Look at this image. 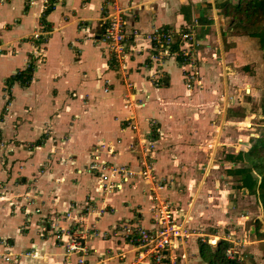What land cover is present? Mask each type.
Listing matches in <instances>:
<instances>
[{
    "label": "crops",
    "instance_id": "0c3cea01",
    "mask_svg": "<svg viewBox=\"0 0 264 264\" xmlns=\"http://www.w3.org/2000/svg\"><path fill=\"white\" fill-rule=\"evenodd\" d=\"M235 2L0 0V113L4 110L0 134L5 141L7 139L6 144L16 147L0 159V178L9 173L27 182L37 178V189L41 194L34 197L33 203L39 208V213L32 212L34 206L26 205L21 198L29 185L27 182L18 184L20 189L17 190L21 192V188L26 186L22 195L9 191L0 196V236L9 238L12 248H17L15 250L34 248L35 255H24L21 264H78L74 253L65 259L64 248L56 243L50 232L40 231L42 225L49 221L45 218L50 217L53 211L57 215L62 211L69 213L70 219L68 216L65 221L61 219L59 225L71 224V230H75L73 233L81 234L82 244L87 248L84 258L88 264H138V261L133 262L137 248L125 240L123 227L129 224L153 226L156 196L170 198L177 205L181 199V192L178 193L177 189H164L158 182L160 176L168 178L175 177L176 172L179 174L181 162L173 158L174 155L169 157L168 153L155 149L150 151L151 155L145 152L147 147L155 144V140L161 145L163 140H167L166 131L161 136L159 133V139L148 137L146 140L148 119L155 117L165 129L171 123L169 115L184 111L187 101L183 103L189 91L182 81L181 64L177 58L153 59L155 51L151 35L156 27L173 31L190 28L199 43L205 44L206 41H200L204 35L210 39L206 43L211 51L215 50L216 42V48L225 59L224 72L227 63L233 66L254 65L258 71L261 69L258 73L262 74V80L259 82H264L263 51L253 44L254 41L258 43V39L247 33L251 30L248 25L232 21L226 15L223 4ZM48 7L50 9L46 11ZM117 8L128 34L121 53H115L98 39L107 14ZM133 29L138 33L133 34ZM253 30L264 32V27ZM204 48L207 47L195 45L196 55L202 54ZM254 55L259 57L258 62ZM118 57H122L119 64L115 63ZM29 65L32 66V75L28 83L14 82L6 86L8 77ZM105 81L109 86L107 91L104 90ZM2 95L10 98L3 110ZM128 95L144 99L142 108L129 110L124 106L121 100ZM261 109L259 105L256 111L249 113L260 117L259 122L264 126ZM131 113L137 122L138 130L135 132L129 127H120L123 124L120 120ZM43 124L44 130L41 128ZM48 130L59 135L68 134L69 138H63V142H67L63 147L68 154L60 155L62 161L56 160L43 169L47 159L41 152V145H35L33 153L26 149L23 153L18 147L22 148L26 141L37 142L46 131L50 132ZM142 135L147 142L139 149L143 156L146 154L152 158L150 169L154 175L149 178L126 177V182L121 181L116 190L98 201L94 210L89 207L82 209L79 204L88 199V190L93 194V178L85 170L90 148L97 140L108 142L119 152L112 155L101 149L100 157L115 164L137 166L138 161L143 162L144 159L134 149L128 150L127 144L135 138L142 139ZM243 142L241 137H237L238 147ZM123 146L127 147L124 151L121 150ZM243 146L245 150L247 145ZM40 166L42 172L39 171ZM111 178L119 179L117 176ZM242 194L246 196V191L242 190ZM260 214L256 219L261 222L259 231L264 233L262 211ZM23 223L24 229H20ZM249 224L250 235L241 236L238 242L251 261L264 264V234L257 236L253 221ZM196 230H190L188 237L191 243L188 244L189 252L194 262L199 259L195 239L203 234ZM189 262L187 258L185 263L180 259L179 264Z\"/></svg>",
    "mask_w": 264,
    "mask_h": 264
},
{
    "label": "rangeland",
    "instance_id": "374dc122",
    "mask_svg": "<svg viewBox=\"0 0 264 264\" xmlns=\"http://www.w3.org/2000/svg\"><path fill=\"white\" fill-rule=\"evenodd\" d=\"M156 28L161 29V27ZM184 29L180 28L182 31L188 28ZM42 38L44 39L43 36ZM208 40L210 39L206 38L205 35L204 38L200 39V41L206 42ZM206 42L205 44L202 42L195 44L199 48L206 46L207 48L201 50L204 53L202 52V54L200 53L197 56L194 52L190 57L193 59L192 69L194 68V71H197L198 74L196 73L193 76L196 81L190 88L184 85L185 88L189 90L183 103H187L184 111L176 115H169L168 120L171 121V123H169L165 129L162 128L163 125H161V123L155 120V117H150V119H148L149 130H147L145 134L146 140L149 138L159 139V133L161 136L164 131H166L167 140H163L162 145L155 140V144L147 147L145 152L149 154L152 149H155L159 152L168 153L167 156L169 157L174 155L172 157L181 162V172L179 174L176 175V172L175 177L168 178L167 176H160L158 180L159 184L162 185L164 189L165 187L173 188L177 189L178 193L181 192V195L179 194L181 196L180 201L178 200L179 204L177 205L175 202H171L170 198L166 199L156 196L154 209L157 211L158 208L167 205V208L172 210L176 220L177 217H179L185 224L187 235L181 239H177V241H175L176 247L170 248L166 255V258L172 261V263L175 262V264H179L180 259L185 263L187 258V260L190 261L188 264H203L200 258L197 262L193 261L188 246V244H191L188 239L190 230L198 229L196 232L203 234L197 236L195 239L196 245L198 237L207 239L210 243H215L219 238H225L231 242V247L228 249L229 254L234 253L247 263L255 264L245 255V252L242 250V244L238 241L241 236L250 235L249 223L253 221L254 224L256 216L261 215L262 207L257 203L254 196L252 197L247 194L244 196V194H242V190H246L240 186V183H237L239 181L236 179V175L230 173L229 170L234 167L245 166L243 161H239L238 158H235L238 151H242L245 148L243 144L247 142L244 143L243 139L245 140L253 136L256 137L264 132V126L259 122L260 117H256L255 115L252 116L251 113H249L256 111L257 106L260 105L261 107L262 104H264V84H262L264 82H259L262 80V74L258 73L261 69L258 71L254 65L242 66L237 64L233 66L232 63H227L224 72L223 64L225 59L222 57L221 51L216 48V42L214 44L216 46L214 51H211V47L208 49L209 44ZM253 44L259 46V43H255V41ZM254 57L258 62L259 57L257 55H254ZM116 59L117 61H115V63L117 64H119L120 60L122 61V57ZM177 60L179 61L178 58ZM179 67H181V78L185 84L186 80L183 77V73L185 72V68L190 69V67H183L182 64L179 65ZM251 80H253L252 84H249ZM159 82L163 83L164 80ZM127 85L131 86V83L127 82ZM6 86L8 87L7 84ZM108 89L109 86L107 81H105L104 90L107 91ZM9 97L2 95V110L6 108L10 100ZM121 101L129 110L135 108L139 110L143 106L142 103L144 99H135L134 96L128 95V97H124ZM3 111L0 113V119ZM132 115L131 113L129 117L121 119L120 121L123 124L120 127H129L132 132H135L138 130L136 127L137 122L134 120V115ZM249 126L253 128L250 129ZM41 128H43V130L45 129L44 124ZM48 131L50 132L46 131V134H43L41 139L37 140V142L26 141L22 144V148L18 147L23 153H25L24 149L33 153L34 146L41 145V152L44 153L47 159L44 162L43 169L56 160L62 161L60 155L68 154V151L63 147V144L67 143L65 141L63 142V140L69 138L68 134L64 133V135H59L60 133L56 134L53 130ZM139 133L138 131V134ZM237 137L242 138L243 143L241 147L237 145ZM6 141L0 134V159H2L6 153L12 152L11 149L14 148L13 145L6 144ZM146 142L147 141L144 140L142 135V139L135 138V141L127 144L128 150L134 149V151L141 153V158L144 159L143 162L138 161L137 166H131L128 163L115 164L100 157L101 149H106L109 154L119 151L115 150L114 146H109L110 144L108 142L105 143L101 140H97L90 148L88 161L85 165V170L89 172V177L93 178V194H91V190H88V199L84 200L82 204H79L82 209L89 207L94 210L95 207H97L98 201L104 200L107 194L116 190V188L120 186L121 181L126 182V177L140 176L149 178L150 175H154L153 171L150 169L152 166V158L149 155L145 156L146 154L143 156V152L139 149V147H142ZM110 147L113 148L112 151ZM127 147L123 146L121 150L124 151ZM143 150H145V148H143ZM159 152L158 154H161ZM41 168L42 166H40V172L43 170ZM143 171H146V174H143ZM100 173H103V175L101 176ZM34 175H36V172ZM111 176H117L119 179L114 180ZM30 180L27 182L26 179H21L16 175L12 176L11 173L4 175L2 179L0 178V196L5 195L9 191L22 195L21 193L24 192L26 186L21 188L23 190L21 192L18 184L27 182L29 185L21 198H23V203L26 205L34 206L32 208L33 211L31 210L32 212L35 211L39 213V208L37 205H34V197L36 195L41 196L37 189L38 184L36 180L38 179L33 178L31 181ZM105 183H111L110 186L107 184L108 189L106 190H104ZM116 183L119 185H116ZM17 188L19 189L17 190ZM158 200H160V202ZM74 204L76 203L74 202ZM155 205L157 206L155 207ZM67 216L68 212L66 211H62L60 215H57V213L53 211L50 217L45 218L49 220L47 225H42V228H40L41 232H50V235L54 237L56 243L62 245L65 259H67L66 257L69 255L65 252L63 241H82L80 238L81 234H74L72 231L74 228L71 230V224L62 226L69 232V236L62 233V230H58L59 221L61 219L65 221L64 219H66ZM247 216H249V218H247ZM24 224L25 223L19 226L20 229H24ZM124 238L128 240L126 237ZM10 244H12V241H10L9 238L0 236V264H21V258L24 255H35L33 247L19 251L15 250L17 248H12ZM86 252L87 248L82 252L81 250L76 252V263L77 254H84ZM135 261H138V264H164L163 261L159 263L154 262L149 254H144L142 258H138L135 255L133 262Z\"/></svg>",
    "mask_w": 264,
    "mask_h": 264
},
{
    "label": "built area",
    "instance_id": "2783aa9c",
    "mask_svg": "<svg viewBox=\"0 0 264 264\" xmlns=\"http://www.w3.org/2000/svg\"><path fill=\"white\" fill-rule=\"evenodd\" d=\"M105 19L104 27L98 35V39L105 42L115 53H121L128 37L123 17L120 15V11L117 8L115 12L108 13ZM181 31L182 30L173 31L171 29L155 28L153 31L154 33L151 35L155 51L153 59L161 61L164 57L174 58L175 56L174 59L178 58L183 67L189 66L190 69L185 68L183 77L186 80L184 85L190 88L196 81L193 76L197 73V71H194V68L192 69L193 59L190 57L195 52L194 45L198 44L199 40L196 38V34L192 29L188 28L185 31ZM132 32L133 34L138 33L136 29H133ZM110 150L112 151L113 148ZM143 174H146V171H143ZM100 175L102 176L103 173H100ZM107 184L110 186L111 183H105L104 190L108 189ZM153 218L155 222L151 227L130 224L125 225L123 227V235L128 239L130 244L136 246V256L138 258H142L144 254H149L156 263L163 261L164 264H175V262L172 263V261L166 258V255L170 248L176 247L175 241H177V239H181L187 235L185 224L179 217H177L176 220L172 210L168 209L167 205L158 208ZM58 230H62V233L69 236V232L60 225ZM63 245L65 246V252L67 254H76V252L80 250L81 252L85 250L80 240H73L71 242L64 240ZM77 263L88 264L84 258V254H77Z\"/></svg>",
    "mask_w": 264,
    "mask_h": 264
},
{
    "label": "trees",
    "instance_id": "16d2710c",
    "mask_svg": "<svg viewBox=\"0 0 264 264\" xmlns=\"http://www.w3.org/2000/svg\"><path fill=\"white\" fill-rule=\"evenodd\" d=\"M225 4L223 6L226 8V15L230 16L232 21L248 25V29L251 30L246 32L258 39L259 48L263 51L264 65V32L253 30L257 27L261 29L264 27V0H236L235 3ZM49 9V7L46 8V11ZM31 75L32 66L29 65L27 68L19 70L8 77L6 84L8 87L14 82L24 85L31 79ZM261 108V119L264 120V104ZM247 140V148L238 151L235 155V158L243 161L245 166L235 167L230 169L229 172L236 175V179L240 182V186L246 190V194L254 196L257 203L261 205L264 219V132ZM260 225V220L256 219L254 226L257 236L264 234L259 231ZM229 247H231V242L225 238H219L215 243H210L207 239L201 237L197 239L198 255L203 264H249L234 253L229 254Z\"/></svg>",
    "mask_w": 264,
    "mask_h": 264
}]
</instances>
